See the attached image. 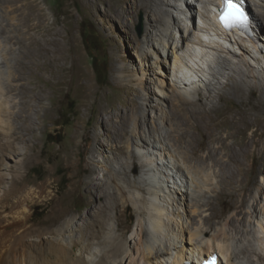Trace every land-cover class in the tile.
Here are the masks:
<instances>
[{"label":"bare ground","instance_id":"1","mask_svg":"<svg viewBox=\"0 0 264 264\" xmlns=\"http://www.w3.org/2000/svg\"><path fill=\"white\" fill-rule=\"evenodd\" d=\"M15 1L20 5L14 4L17 7L11 9V12L20 13L19 18L14 16L15 14L10 18V11H5L6 16H4L5 12L1 10L5 8L0 9V78L11 77L12 82L18 83L6 90L8 94L17 93L20 96L22 108L11 113L8 100L0 98V128L3 129L2 133L0 132V139L3 140L0 142V153L20 155L23 151L19 146L20 143L15 141L24 142L25 138L36 129L35 116L40 119L41 111L49 112L46 101L52 96L47 89L53 92L59 91L57 86L64 83L67 74L66 63L72 58L58 39L61 33L52 25H47L46 15L40 3L37 0ZM240 1H244L249 6L248 0ZM251 2H254L257 11L255 14L250 8L256 37L248 39L238 30L225 32L221 28L218 16L224 0H136L137 8L148 10L149 28L155 30V34L148 33L149 49L156 51L162 63L167 64L172 61V67H169L173 73V81L182 89L170 97L175 110H172L168 120L173 122L177 119V128L164 135V142L162 141L160 146L153 140L155 130L144 129L147 122L146 115L142 113V116H137L136 110L135 117L123 119L120 129L108 136L111 143L96 138L94 154L102 153L108 160L118 161L119 168L106 166V173L110 176L98 178L97 167L102 164L98 161L97 167L90 170L88 177L80 179L78 173L72 174L70 189L62 199L73 196L83 197L86 200L85 208L88 210L89 220L84 225H77L81 236L74 235L67 243L48 242L44 246L41 257L44 261L41 264H155V261L158 262L157 264H202L213 253L219 255L221 264H225L223 260H226L227 264H264V84L252 85L247 79L243 66L232 59L237 58L239 54L241 56L264 54V31L261 27V22L264 24V0H251ZM4 4L6 8L12 7L8 5L10 1L6 0ZM193 6L198 8L197 22ZM10 19L14 20V23H9ZM168 19H171V22H168ZM187 22H191L192 26L188 27ZM168 23L169 28H167ZM182 23L188 26L183 27ZM9 24H12L14 31L8 28ZM7 30H9L8 36L5 35ZM38 34L44 40H41ZM26 43L31 49L29 54L21 56L23 53H20V57L17 56L12 48L17 45L22 48ZM235 47H238L239 51L234 50ZM257 61L259 63V60ZM50 67L56 68L57 71L54 69L51 78L45 80L42 74ZM9 68L16 70L8 71ZM27 73L30 77H26ZM219 76L227 77L229 90L239 94L240 98L244 99L245 105L223 120L220 117L225 113L220 106L225 99L226 86H222ZM26 78H28L27 83L19 84L20 80ZM43 81L47 84L42 85ZM31 83L32 88L28 89L27 85ZM202 85L205 86L204 93L197 91V87ZM254 86L261 89V96L257 101L245 95L246 88L252 92ZM193 89L199 96L196 101L193 99ZM129 127H132L135 134L132 137H128ZM196 132L197 136L194 134ZM173 139L187 143L189 148L187 160L195 158L200 162L197 166L198 172L208 166L216 169L213 176L217 180L218 187L213 190L214 195L205 200L199 195L193 197L195 212L206 208L210 215L203 219L201 230L195 228L192 231L190 228L197 224V217H200L197 214L193 215L189 226L175 234L177 239H172V241L176 240L174 244L168 246L165 244L166 247L162 248L157 243V247L155 240L161 239L160 233L162 234L164 229L171 228L166 221L167 218H164L171 215L166 193L172 195L171 200L175 201L179 193L191 194V172L187 167L180 166L178 177V173L171 174L172 171L167 170L169 164L157 163V171L163 176L161 179L165 189L158 182L159 190H155L153 197L144 205L149 211L148 218L151 225L148 227L140 220L137 223L136 242L134 244L130 242V246L126 247L120 237L112 234L115 227L122 231V235L127 233L121 220L124 206L122 199L127 195L123 185H127V188L137 186L139 182L132 179L134 172L131 170L132 165L137 169L145 167L143 157L157 156L154 150L177 160V154L169 148ZM205 141L210 145L208 143L206 146L203 145ZM172 146L174 147L175 144ZM202 151L205 153L202 154ZM256 163L259 167L255 172ZM162 167L166 168V172ZM148 180L146 178L142 183ZM15 183L9 190L5 187L1 197L2 205L6 209L4 211L8 213L7 217L0 219V264H9L3 250L12 241L13 229L22 228L29 220V216H23L25 213L20 215L22 211H26V203L33 202L35 198H44L42 189L27 191L23 188V180ZM2 184L0 178V189H3ZM114 185L116 191H111ZM137 188L140 192H145L141 186ZM226 197H230L231 200H227ZM55 199L56 195L47 197L49 203L51 201L54 203L42 225L47 227V232L62 233L68 228L67 226L75 222V219L81 218L72 212L70 199L62 206L57 204ZM222 201L223 204L229 202L228 210L231 214L224 219L225 223L220 229L218 228L210 243L204 245L203 240L199 239L203 234L214 229L216 222L222 220L227 212L218 207ZM138 212L140 215L145 214L141 209ZM11 215H13L12 219H8ZM115 215L117 223L114 227L112 222ZM22 216L24 218H21ZM186 230L190 234V241L196 240V243L183 242L182 234ZM94 243L99 244L101 250L96 249ZM173 246L179 248L175 263L165 258L170 254ZM117 258L120 259L118 262L108 261Z\"/></svg>","mask_w":264,"mask_h":264},{"label":"rangeland","instance_id":"2","mask_svg":"<svg viewBox=\"0 0 264 264\" xmlns=\"http://www.w3.org/2000/svg\"><path fill=\"white\" fill-rule=\"evenodd\" d=\"M9 1L10 4L8 5H11V8L10 6L5 7L4 2L6 0L0 2V9L5 8L1 12L10 11V18L18 16V14L20 15V13L11 12V9L20 4H16L15 0H7V2ZM37 1L44 9L47 25H52L53 28L61 33L58 39L64 44L68 55L72 59L66 63L65 70L67 74L64 78V83L57 86L59 91L53 92L47 89L52 96L46 101L49 112L41 111L39 113L40 119H37V116H35L36 129L25 138L24 142L15 141L18 144L20 143L19 146L23 152L20 155L16 153H0V178L3 181V189H0V219L7 217L8 213L4 211L6 209L3 207L1 201L5 187V189L9 190L12 185L16 184L15 182L23 180V188L25 190L34 192L42 189L44 191V198H35L33 202H27L26 211H22L20 214L25 213L23 216H29V220L22 228L18 230L17 228L13 229L11 234L12 241L3 250L9 264H31L33 262L41 264L44 261L41 258L44 246L48 242L62 241L67 243L74 235L81 236L78 226L84 225L89 220V218L87 219L88 210L85 208L86 200L83 197L78 198L76 196L62 199L70 189L73 181L72 174L78 173V178L80 179L88 177L90 170L97 167L98 161L102 162L97 167L98 172L96 176L98 178L110 176V174L106 173V166L112 168L116 166L119 168L118 161H110L102 153L94 154V149L96 148L95 139L101 138L111 143L108 136L120 129L123 119L135 117V111L137 110V116H142V113L146 115L145 119L147 122L144 125V129L148 130L150 128L153 131L155 130L153 132L155 139L153 138V140L162 146L164 135L175 130L177 128L176 123H178L177 119H174L173 122L168 120L172 110H175L173 109L174 106L170 97L182 90L173 81V73L170 71L172 61H169L167 64L162 63V59H160L156 51L152 50L151 47L149 49L147 44L148 33L153 34L154 32L155 34V30L149 28L148 10L146 8H137L136 0ZM248 2L249 12L251 8L256 14L254 2H251V0H248ZM192 9L196 15L198 8H194L193 6ZM6 12L5 15L3 14L4 16H6ZM197 18L196 15V22ZM9 21V23H14L12 19ZM168 22H171V19H168ZM187 23L189 26L185 23H182V26H192L191 22ZM11 25L9 24L8 28L14 31V27ZM168 26L169 23L167 28H169ZM261 27H263L264 31V24L262 22ZM32 33L36 34V32ZM12 34L14 35L13 32ZM5 35H9V30L6 31ZM38 35L41 40H44L40 34ZM11 46L10 48H12ZM12 49L16 51L17 56L20 53H23L21 56L27 55L31 51L27 43L22 48L20 45H17ZM234 50L239 51L238 47H235ZM252 56H241L239 54L237 58L232 59L235 63H240L243 66L247 79L252 85L264 84V54L254 53ZM257 60H259V63ZM26 61L28 62L29 59ZM96 66L102 70L105 69L106 75L102 71V76L98 77ZM54 69L56 70L53 67L48 68L44 72L45 74H42V78L45 80L50 79ZM7 70L14 71L16 69L9 68ZM26 77H30V74L27 73ZM27 79L20 80L19 84L27 83ZM219 81L222 86H226L224 88L226 92L225 99L221 102L220 106L225 113L224 116L220 117L223 120L227 116H230L233 111L240 110L245 105L244 99L240 98L239 94L229 90L230 86L226 83L227 77L219 76ZM14 84L17 85L18 83L12 82L11 77L10 79L0 78V98L8 100L11 113L17 112L22 108L20 96L17 93H7L6 88ZM44 84L47 83L43 81L42 85ZM32 85V83L31 85H27L28 89H31ZM253 90L252 93L249 88H246L245 95L247 98L251 97L252 100L257 101L261 96V89L254 86ZM197 91L204 93L205 86L197 87ZM193 92V99L196 101L199 99V96L196 94L195 89H193ZM2 130L0 128V132ZM128 132V137L135 135L132 127L128 128ZM194 134L195 136L198 135L197 132ZM1 139L0 142L3 141ZM173 140L172 144H175V146L173 147L170 144L169 148L177 154V160L172 156L170 157V155L165 156L164 153L154 150L157 156L143 157L146 165L148 163L147 166L138 167L139 169H137L132 165L131 170L134 171L132 179L137 180L140 185L137 184V186H130L128 188L127 185H123L126 188L127 195L122 199L124 206L122 208L121 220L127 233L122 235V231L116 229L117 219L115 215L112 222L115 228L112 234L120 237L126 247L136 242L137 223L140 220L145 222L148 227L151 225L148 218L149 211L144 205L153 197V192L159 190L160 184L158 182L163 185L161 179L163 176L157 171V163L165 162L169 164L170 167L167 170L172 171L171 174H174V172L178 173V177L180 176L179 171H181V169L179 170L180 166L187 167L191 172V194L179 193L176 196L177 201H175L171 200L172 195L166 193V196L168 194L167 200L169 201L168 207L171 215L166 216L165 214L166 217L164 218H167L166 221L171 228L168 230L164 229L162 234L160 233L159 238L161 239L155 240L156 246L159 244V247L165 248L166 245L174 244L175 239H177L175 234L180 233L182 229L189 226L190 218L193 215L197 214L200 217H197V224L193 225L190 229L192 231L195 228L201 230L203 228V219L210 215V212L206 211V208L195 212L193 197L195 198L199 195L205 200L214 195L213 190L218 187L217 180L213 176L216 169L208 166L203 171L200 170L198 172L197 166L200 165V162L195 158L187 160L189 156L187 143L182 140ZM207 143L208 141H205L203 145L206 146ZM208 145L210 144L208 143ZM202 152V154L205 153V151ZM257 167H259L258 163L254 165L255 172L257 171ZM85 168L87 169L85 170ZM152 169L154 171H151ZM164 170L166 172V168ZM146 178L147 180L149 179L148 182L142 183ZM172 184L176 186L175 183ZM138 186H141L145 192H140L137 188ZM111 191H116L115 185L111 187ZM55 195V200H57V204L60 206L68 203L70 199L72 212H74L75 216L81 218L75 219L74 224L72 223L70 226H67L68 228L62 233L47 232V227L42 225L49 214L51 205L54 203V201L49 203L46 199ZM226 199L231 200L230 197H226ZM228 204L229 202L223 204L222 201L218 205L220 210H227V212L224 214L225 216L222 220L220 219L216 222L218 225L216 224L214 229L209 230L208 233L203 234L199 239L203 240L204 245L210 243L212 236L225 223L224 219L230 216L231 211L228 210ZM139 209L144 210L145 214L140 215ZM12 216H8V219H12ZM23 216L21 218H24ZM189 236L188 230L185 233L183 232V242L187 244L196 243V240L194 242L190 241ZM173 238L175 239L172 241ZM148 239L150 240V238ZM93 246L101 250L99 244L94 243ZM177 252H179V248L176 249L173 246L170 254L166 255L165 258L171 263H175ZM229 252L228 254H231L232 250L231 253ZM119 260V258L108 259L112 263ZM223 262L227 264L226 260H223ZM154 263L157 264L158 262L155 261Z\"/></svg>","mask_w":264,"mask_h":264},{"label":"snow or ice","instance_id":"3","mask_svg":"<svg viewBox=\"0 0 264 264\" xmlns=\"http://www.w3.org/2000/svg\"><path fill=\"white\" fill-rule=\"evenodd\" d=\"M219 19L226 29L247 27L248 24V17L242 9L239 0H224Z\"/></svg>","mask_w":264,"mask_h":264},{"label":"trees","instance_id":"4","mask_svg":"<svg viewBox=\"0 0 264 264\" xmlns=\"http://www.w3.org/2000/svg\"><path fill=\"white\" fill-rule=\"evenodd\" d=\"M102 71H103V73H105V75H106V70H105V69L102 70L101 68H98V66H96V73H97V76H98V77L102 76Z\"/></svg>","mask_w":264,"mask_h":264},{"label":"water","instance_id":"5","mask_svg":"<svg viewBox=\"0 0 264 264\" xmlns=\"http://www.w3.org/2000/svg\"><path fill=\"white\" fill-rule=\"evenodd\" d=\"M250 13V12H249Z\"/></svg>","mask_w":264,"mask_h":264}]
</instances>
